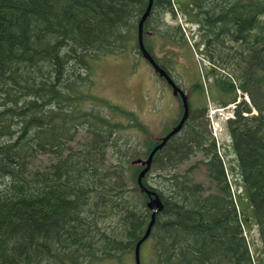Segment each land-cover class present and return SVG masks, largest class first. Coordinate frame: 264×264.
I'll list each match as a JSON object with an SVG mask.
<instances>
[{
  "label": "trees",
  "instance_id": "trees-1",
  "mask_svg": "<svg viewBox=\"0 0 264 264\" xmlns=\"http://www.w3.org/2000/svg\"><path fill=\"white\" fill-rule=\"evenodd\" d=\"M147 5L0 0V264H102L134 255L151 212L137 185L143 167L132 162L147 158L158 142L141 156L124 160L118 151L120 160L107 162L123 125L103 111L145 127L132 111L92 92V62L130 41L142 57L137 32ZM187 6L180 12L194 17L220 106L248 97L225 126L264 256V0H189ZM177 11L174 0H153L143 24L145 49L171 77L153 47L158 38L184 46ZM206 115V106L190 103L184 126L142 179L163 205L146 240L149 264H255ZM40 156L49 159L42 167ZM199 164L215 192L194 182Z\"/></svg>",
  "mask_w": 264,
  "mask_h": 264
},
{
  "label": "rangeland",
  "instance_id": "rangeland-1",
  "mask_svg": "<svg viewBox=\"0 0 264 264\" xmlns=\"http://www.w3.org/2000/svg\"><path fill=\"white\" fill-rule=\"evenodd\" d=\"M174 1L179 8L178 16L185 25L186 43L180 47L163 38H158L160 42L157 43L156 41L153 51L161 62L169 68L172 78L186 91L191 106L194 109L206 106L209 115H212L210 111L221 106L220 101L217 100L218 94L213 87V79L210 78L209 74L211 64L203 55L202 42L199 39L197 29H195L196 26L192 25L195 21L194 17L189 13L182 14L180 12L188 7L189 0ZM165 21L167 24H175L169 16L165 18ZM131 42L129 43L130 47L128 46L122 52L114 56L100 57L92 62V92L125 110L132 111L137 120L145 127L143 131L125 117L103 111L108 117L123 125L116 135L119 145L117 151L111 147L106 151L107 162L120 160L118 151L125 154L124 160L136 153L139 156L143 155L149 143L158 142L175 126L182 112L178 97L172 95V90L166 82L153 72L151 66L137 54L134 48H131ZM159 46H161L160 49ZM196 84H200V92L193 91L192 88ZM237 93L241 94L240 91ZM245 98L246 95L238 96L236 101L245 100ZM226 112L224 110L223 114ZM220 120L219 115L216 146H219L232 193L235 195L241 217L246 223L245 234L250 252L255 258V264H262L264 256L253 209L243 187L231 138L225 124L220 123ZM199 158V156L191 158L180 169L178 168L179 171L183 172L185 168L195 165ZM47 161L49 159L46 156H40L38 164L42 167L47 164ZM198 166L191 174L194 182L200 183L205 188L206 194L215 192V187L207 178L204 167L200 164ZM149 176L151 180L155 174L152 173ZM151 243V241H146L142 245L139 254L140 264L151 263L153 257ZM102 264H135L134 255L129 253L121 262L109 261Z\"/></svg>",
  "mask_w": 264,
  "mask_h": 264
},
{
  "label": "water",
  "instance_id": "water-1",
  "mask_svg": "<svg viewBox=\"0 0 264 264\" xmlns=\"http://www.w3.org/2000/svg\"><path fill=\"white\" fill-rule=\"evenodd\" d=\"M152 2L153 0H148L147 8L138 23V32H137L138 51L140 52L142 58L151 66L153 72L157 74L159 78L164 79L167 85L170 86L172 90V95L174 97L178 96L180 98L181 106H182V115L177 125H175L164 137L160 138L158 143L152 148V150L148 154L147 158L137 159L132 162V164L134 165H140L143 167V169L139 172L137 176V185L139 187L140 192L147 196L148 201L146 203V207L151 212L150 222L147 226L145 234L135 246V250H134L135 264H140V259H139L140 247L148 239L150 235L152 226L155 221V215L159 213L163 208L160 198L157 196L155 192L147 189L143 185L142 179L150 171L154 155L166 145V143L170 138H172L177 133H179V131L182 129L184 123L186 122L189 116V105H188L187 95L176 85V83L172 80V78L168 75V73L155 62V60L151 57V55L145 49L143 44V24L150 13Z\"/></svg>",
  "mask_w": 264,
  "mask_h": 264
},
{
  "label": "flooded vegetation",
  "instance_id": "flooded-vegetation-1",
  "mask_svg": "<svg viewBox=\"0 0 264 264\" xmlns=\"http://www.w3.org/2000/svg\"><path fill=\"white\" fill-rule=\"evenodd\" d=\"M176 84H177V82L176 81H174ZM178 85V84H177ZM197 90V92H199L200 91V87H199V89H196ZM190 102V101H189ZM190 104V103H189Z\"/></svg>",
  "mask_w": 264,
  "mask_h": 264
},
{
  "label": "bare ground",
  "instance_id": "bare-ground-1",
  "mask_svg": "<svg viewBox=\"0 0 264 264\" xmlns=\"http://www.w3.org/2000/svg\"><path fill=\"white\" fill-rule=\"evenodd\" d=\"M231 5V4H230ZM243 108V107H242ZM199 122V121H198ZM209 135V134H208ZM186 150V149H185ZM182 155V154H181ZM203 194V193H202Z\"/></svg>",
  "mask_w": 264,
  "mask_h": 264
}]
</instances>
